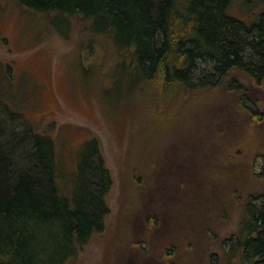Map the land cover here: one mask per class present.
I'll return each mask as SVG.
<instances>
[{"label": "rangeland", "instance_id": "1", "mask_svg": "<svg viewBox=\"0 0 264 264\" xmlns=\"http://www.w3.org/2000/svg\"><path fill=\"white\" fill-rule=\"evenodd\" d=\"M228 11L252 23L264 2L232 0ZM63 26L0 0V102L53 139L65 193L92 138L112 179L104 229L63 264H166L169 247V264H221L247 201L264 193V81L235 71L215 90L165 94L135 81L130 52L109 35L78 17Z\"/></svg>", "mask_w": 264, "mask_h": 264}, {"label": "trees", "instance_id": "2", "mask_svg": "<svg viewBox=\"0 0 264 264\" xmlns=\"http://www.w3.org/2000/svg\"><path fill=\"white\" fill-rule=\"evenodd\" d=\"M13 1L59 17L64 29L55 30L63 35L70 18L88 21L94 33L109 35L118 50L130 52L135 81L157 80L165 94L172 88L215 90L235 71L258 85L264 81V12L246 23L229 14L232 0ZM0 106L8 123L0 122V264H63L104 229L109 212L105 196L112 179L98 140L89 139L79 149L65 193L53 139L36 132L21 113ZM256 115L251 112V118ZM251 199L221 264H264V193ZM147 246L138 247L152 254ZM171 251L161 252L166 264Z\"/></svg>", "mask_w": 264, "mask_h": 264}, {"label": "water", "instance_id": "3", "mask_svg": "<svg viewBox=\"0 0 264 264\" xmlns=\"http://www.w3.org/2000/svg\"><path fill=\"white\" fill-rule=\"evenodd\" d=\"M263 2H264V0H263Z\"/></svg>", "mask_w": 264, "mask_h": 264}]
</instances>
